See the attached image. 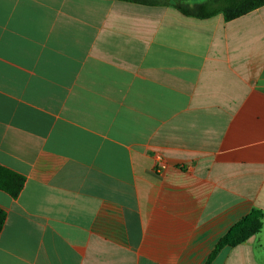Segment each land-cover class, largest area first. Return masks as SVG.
<instances>
[{
	"label": "crops",
	"instance_id": "0c3cea01",
	"mask_svg": "<svg viewBox=\"0 0 264 264\" xmlns=\"http://www.w3.org/2000/svg\"><path fill=\"white\" fill-rule=\"evenodd\" d=\"M0 165V264H264V7L0 0Z\"/></svg>",
	"mask_w": 264,
	"mask_h": 264
},
{
	"label": "trees",
	"instance_id": "16d2710c",
	"mask_svg": "<svg viewBox=\"0 0 264 264\" xmlns=\"http://www.w3.org/2000/svg\"><path fill=\"white\" fill-rule=\"evenodd\" d=\"M150 7H172L188 18L207 20L222 15L226 22L234 21L264 7V0H203L190 4L187 0H120ZM26 178L0 165V191L18 199ZM7 212L0 207V233L3 231ZM235 230V229H234ZM237 230V228H236ZM233 231L224 242L231 240Z\"/></svg>",
	"mask_w": 264,
	"mask_h": 264
},
{
	"label": "rangeland",
	"instance_id": "374dc122",
	"mask_svg": "<svg viewBox=\"0 0 264 264\" xmlns=\"http://www.w3.org/2000/svg\"><path fill=\"white\" fill-rule=\"evenodd\" d=\"M190 4H194L196 2H203V0L197 1V0H187Z\"/></svg>",
	"mask_w": 264,
	"mask_h": 264
}]
</instances>
